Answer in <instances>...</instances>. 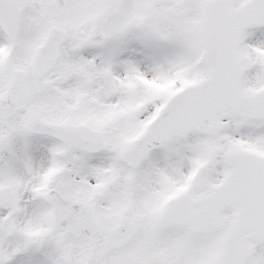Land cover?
I'll list each match as a JSON object with an SVG mask.
<instances>
[{
	"label": "snow or ice",
	"instance_id": "obj_1",
	"mask_svg": "<svg viewBox=\"0 0 264 264\" xmlns=\"http://www.w3.org/2000/svg\"><path fill=\"white\" fill-rule=\"evenodd\" d=\"M264 0H0V264H264Z\"/></svg>",
	"mask_w": 264,
	"mask_h": 264
},
{
	"label": "rangeland",
	"instance_id": "obj_2",
	"mask_svg": "<svg viewBox=\"0 0 264 264\" xmlns=\"http://www.w3.org/2000/svg\"><path fill=\"white\" fill-rule=\"evenodd\" d=\"M255 34H259V33H256V32H255Z\"/></svg>",
	"mask_w": 264,
	"mask_h": 264
}]
</instances>
